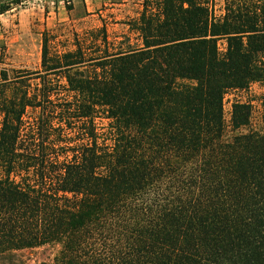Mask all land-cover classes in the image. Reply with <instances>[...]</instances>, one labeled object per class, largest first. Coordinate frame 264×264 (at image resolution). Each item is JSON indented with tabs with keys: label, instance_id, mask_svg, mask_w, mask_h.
I'll list each match as a JSON object with an SVG mask.
<instances>
[{
	"label": "trees",
	"instance_id": "1",
	"mask_svg": "<svg viewBox=\"0 0 264 264\" xmlns=\"http://www.w3.org/2000/svg\"><path fill=\"white\" fill-rule=\"evenodd\" d=\"M124 25L0 68V264H264V0Z\"/></svg>",
	"mask_w": 264,
	"mask_h": 264
},
{
	"label": "rangeland",
	"instance_id": "2",
	"mask_svg": "<svg viewBox=\"0 0 264 264\" xmlns=\"http://www.w3.org/2000/svg\"><path fill=\"white\" fill-rule=\"evenodd\" d=\"M142 0H0V47L4 48V65L0 68L34 71L39 68L43 34L55 36V45L69 44L73 36L106 26L109 37L124 34L127 19L136 18ZM217 8L222 0H215ZM259 86L247 94H231L225 98L224 113L229 116L232 101H253L252 122L259 124L264 110L258 105ZM42 250L33 252L40 264ZM24 258L30 257L29 252ZM28 264H34L32 261Z\"/></svg>",
	"mask_w": 264,
	"mask_h": 264
}]
</instances>
